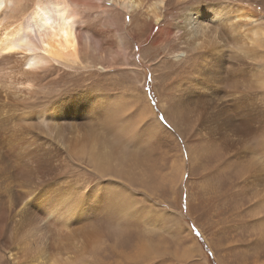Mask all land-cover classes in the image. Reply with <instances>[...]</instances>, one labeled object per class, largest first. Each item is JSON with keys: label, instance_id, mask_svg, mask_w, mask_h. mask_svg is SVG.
Returning a JSON list of instances; mask_svg holds the SVG:
<instances>
[{"label": "rangeland", "instance_id": "374dc122", "mask_svg": "<svg viewBox=\"0 0 264 264\" xmlns=\"http://www.w3.org/2000/svg\"><path fill=\"white\" fill-rule=\"evenodd\" d=\"M167 1L166 7L157 6L156 11L162 18L157 23L152 15L155 0H141L134 12L125 9L118 0H78L89 32L105 40L106 44L101 41L99 44L103 57L86 52L90 63H86V57L81 54L84 63L59 70L43 69L36 75L35 86L17 93V103L0 101L3 108L0 114V220L14 224L11 239L6 228V236L0 237V264H41L40 261L52 264L56 260L54 264H264V153L260 152L259 142L251 148L247 140L251 136L245 135L243 139L248 147L244 154L261 167L248 185L238 161L227 160L221 146L211 148L202 139V132L209 136L215 132L205 128L208 123L195 125L192 103L183 104L188 94L180 91L187 89L190 79L199 76L189 69L197 50L186 39L179 23L182 14L201 0ZM23 2L29 3L28 0ZM202 2L228 6L227 9L239 7L248 13L246 19L237 22L234 37H225L222 41L221 52L224 59L238 51L249 67L244 76L250 79L252 87L243 89L242 96L246 105L249 99L257 105L254 121L258 138L250 140L258 141L259 135H264V38L261 35L263 40L260 38L258 42L255 29L258 28V33L264 32V0ZM136 13H139V25L144 34L142 42L138 38L141 36L126 31ZM210 18H203L208 21L204 22V29L214 30L229 24L225 17L222 24L217 21L220 17ZM153 26L157 27L153 29ZM163 27H172L174 31L164 34ZM208 41L209 47L215 46L211 37ZM120 42L127 47L128 59L114 52ZM196 42L200 43L197 39ZM23 67L29 69L26 64ZM4 81L1 80L0 85ZM220 91L219 96L213 94L207 99L216 104L218 100L220 103L233 97L228 85ZM97 92L113 96L112 106L106 107L109 114L99 108L91 109L95 105L89 104L96 101ZM169 106L171 108H167ZM42 111L55 114L50 126L29 117H38ZM13 113L17 117L28 114L22 120L24 126L32 128L25 133L26 140H19L21 137L15 129L7 125ZM142 114H146V119L141 121ZM159 116L165 118L164 122ZM153 117L164 127L163 132L150 129ZM103 119H110L112 126L126 131L121 134L124 149L138 163L129 178L109 167L99 170L85 153L68 150L57 132L59 127L65 134L76 128H97L107 136L106 140H112V130L105 128ZM249 127L250 124L246 129ZM164 131L172 133L176 140L164 138ZM109 143L106 142V146ZM85 145L93 147L94 143ZM190 147L195 151L192 155H189ZM29 167L31 172L25 175ZM109 186L129 193L128 202L122 209L121 200L118 203L121 208L112 217L105 218L106 222H94L97 229L101 224L103 231L95 232L91 228L94 235L89 233L91 237L86 232V236V227L94 225L91 221L100 216V209L94 205L98 198L86 195L81 201L77 194L83 188H88L85 192L101 194ZM66 213L71 216L70 220L66 227H61ZM61 228L78 232L76 239L69 240L77 244L78 249L75 252L71 249L60 258L55 254L58 234L64 237L65 230ZM20 238L23 240H18ZM44 245L47 248L41 253L46 254H38L40 259H37L36 251ZM49 253L54 254V258L49 259Z\"/></svg>", "mask_w": 264, "mask_h": 264}, {"label": "bare ground", "instance_id": "6f19581e", "mask_svg": "<svg viewBox=\"0 0 264 264\" xmlns=\"http://www.w3.org/2000/svg\"><path fill=\"white\" fill-rule=\"evenodd\" d=\"M23 1L25 0H0V81L5 80L0 85V101L2 102L9 103L11 101V103H17L19 101L17 93L30 89V87L35 84L36 75H39L41 70L43 69L52 68L54 70H59L61 67H73L74 64L84 63L85 59L87 61L86 63H90L88 60L89 57L87 56L86 52L93 53L96 55V57H99L97 53L100 56H102L101 53L102 47L99 44L100 41L102 43H105V40L103 38L99 39V37L96 35L95 32H93L95 34L89 32L90 30L88 29V27H86L84 20L81 17V12L79 9L81 6L79 7L78 0H28L29 3H24ZM118 1L119 3L122 4V6L125 9L128 10L130 9L133 12L136 9H138L139 6L141 5L140 4L141 0H118ZM202 1L203 0H201V3L189 9L186 13L184 12L181 16V20L179 21V23H181V28H183L184 30L183 32L184 36L187 37L186 39L189 40V43H191V45L197 50L196 51L197 56L192 59L193 63L189 69L192 70L191 72H193V74L199 76L198 79L195 80H192L189 77L190 80L188 81L187 89L185 88V91H180V93L187 92L188 94V96L186 95V98L183 100L184 102L183 104L184 106H186V102L187 104L192 103L191 111L194 112L193 119L195 125L202 126L203 124L205 125L206 123H208L207 127L205 128L210 129L211 133L215 132V135L213 133L211 136L207 135V133L202 132V139L205 140L211 148H216L218 146H221V148H223L224 151L222 155H224L223 156L224 158L227 157V160H229L230 158H235L238 161L237 163L238 168L242 169L241 175L246 176L245 180L247 184L251 185V183H249V179L254 178L255 174L259 171V168L261 167L256 166V162H257L256 160L254 161L253 158L248 157L244 154V149L246 150L247 145H245L246 144L245 139L243 138L245 137V135H250L251 137L247 139L250 142V147L252 148V146H254L255 143L259 142L260 152L262 151L264 153V135L260 134L259 135L260 140L258 141L252 139L250 140V138H255V139L258 138L257 137L258 126L257 124H255L254 121V119L256 118L254 115V111L257 105L255 106V103H253L254 100L252 101L250 99L248 100L249 101V103H247L248 105H246L245 104L246 99L244 98V96H242L243 89H248L252 85V82L249 83L250 79L244 76V73L248 72L249 67L247 66L246 62L242 59V57H240L238 51L229 54V56L227 55L228 57L226 56L224 59H222L223 53L221 52L222 41L225 39V37L228 38L234 37L235 31H238L237 22L240 19H246L248 17V13L243 8L241 10L239 9V7H235L233 9L230 8L227 9L228 6L222 7L219 4L213 5V4H209L208 2H202ZM167 2H168L167 0H155L154 8L152 7V12H153L152 15L155 17L156 19L155 21L157 23L162 21L161 14L158 11H156L157 6L159 4L160 5L163 4L164 7H166ZM101 13L103 12L101 11ZM207 16L211 17L210 19H213L212 17H214V19L220 17L219 19H217V21H219L218 24H222L223 22L221 21L225 17V20H228L229 24L224 25L223 28L218 27V29H214V30L204 29L206 28V24H204V22L208 23V21H204L203 18ZM139 23H140L139 13L138 14L136 13L135 15H133V19L130 25L127 26L126 31L128 34H135L137 36H141L138 38L142 42L143 39L142 37L144 34L141 31L142 27L139 25ZM156 27L157 26H153V29ZM231 27L234 28L232 29ZM162 31H165L164 34L169 35L174 31V29L172 27H165ZM255 33L257 35L258 42L260 41V38L262 39L261 35H263L264 38V32L258 33V28L255 29ZM208 37H211L213 39L215 46L209 47L210 45H209ZM196 39L200 43L196 42ZM114 50H115L114 51L115 54L121 55L125 59H128L127 58L128 50L127 47L123 44V42H120L119 45L114 48ZM81 54H83L86 57L84 60L81 59L80 57ZM200 58L202 59L200 60ZM24 64L28 65L29 69L24 68L23 67ZM223 69L225 72H223ZM227 85L229 87L230 94L233 95V97L230 100L223 101L220 103H218L219 101L218 100L216 104H214L212 101L207 99L209 97H212L213 94L219 96V93H221L220 90L227 88ZM107 94L108 93L106 92L105 93L97 92L96 95L97 97H95L97 98L95 99L96 101L93 100L94 102H91L89 104L92 106L95 105L91 109L95 110V108H99L101 112L109 114L106 107L109 105L112 106L113 96L111 94L110 96ZM1 107H0V114L3 113V108ZM167 108H171V107L169 106ZM213 112L214 114H212ZM142 113L144 112L142 111ZM24 114L25 115L20 114L17 117L16 114L13 113L10 116V118L8 117V120H10L11 123L7 125H10L9 127L15 129L17 135L21 137V138L18 137L19 140L20 139L26 140L25 133H29V128L32 129L30 126L28 128L22 124V120L25 117H28L27 113ZM40 114L41 115L38 117L35 116L33 117L30 115L29 117L35 118L36 120L38 119L41 122H45L48 126H50L53 123L55 114L47 113V112L44 113V111L40 112ZM146 114H142L139 117L141 121L143 119H146ZM170 114L172 115V113ZM102 121L104 122V124L105 123L107 124V125L105 124L106 129L108 126V128L112 130L111 131V136H113L112 140H106L107 136L100 133L97 130V128L96 129L92 128L88 130L85 129L86 127L81 128L79 130L76 128V131L74 132L69 131L67 134H65L63 129L59 127L57 132L60 134L61 140H64V142L66 143L63 145H66L68 150H71L72 152H76V153H82V154L85 153L87 156L91 158V161L99 170L103 169L104 167H109L113 169L118 175H121L123 177L129 178L133 176V168L135 164L138 163L134 158L128 156L127 152L124 149V141L122 140L123 137H121V134L124 135L126 131L118 130L117 126H112L113 122L111 123L110 119H103ZM262 121L264 123V120ZM145 124L147 126V123ZM248 124H250V127L247 130L246 126ZM149 127L150 129L153 128L160 129L161 132H163L162 130H164L163 129L164 127L160 124V122L157 120L156 117H153L150 120ZM216 134H219L220 137L217 138ZM164 135H165L164 138H166L167 140H176L175 139L176 137L173 138L172 133L168 131H164ZM11 139H13V137ZM16 139L17 138H15V140ZM95 140H97V142ZM108 141H110V143L108 146H106V142ZM93 143H94L93 147H89L85 145V144H93ZM100 146H102V149ZM104 152L105 155H103ZM194 153H195L194 149L190 147L189 155H192ZM229 154H233V155L229 156ZM49 158L50 155L48 159ZM29 171L31 172L30 167L25 171L26 173L25 175H29L30 173ZM143 173L145 174V172ZM262 182L264 183V180ZM263 183H260L261 185L260 184L259 185L263 186L262 185ZM87 189L88 188L86 189L83 188V191H81V193H78L77 197L81 201L83 198H85L86 195L87 197L96 196L98 198L97 202L94 205L96 206V209H100L99 210L100 216H98L97 218L95 217V220L92 218L93 220L91 221V224H94V222L97 223L101 221L106 222L105 218L112 217L121 208V204H118L121 200L123 202L122 209L125 208V205L128 202L127 199L129 193H124L123 190L115 188L114 186H109L105 188V190H103V193L101 194H99L100 192L98 193L97 191L94 194L93 192L91 193L85 192L87 191ZM129 192H131V190ZM50 213L51 211L49 212V214ZM70 217L71 216H68L66 213L65 216L62 217L64 218V220L62 221L60 226L66 227L68 220H70ZM13 227H14L13 223L7 224L6 220L5 223L2 220H0V237L2 234L3 235L6 234V232H4L5 231L4 229L6 228V231H8L9 233L8 237L11 239ZM102 227L103 226L101 224H98V229H97V225L94 224L90 228L86 227L85 229L84 227L85 230L84 229L83 230L85 231L84 233L87 232L89 234L93 232L94 235V231L95 232L103 231L104 228L103 230L100 229ZM91 228L95 230L94 231L91 230L90 232ZM61 229L65 230L63 231L64 237L62 234L61 235H59L60 233L58 234L60 239L56 247L58 248V251L55 254L60 258L61 255L70 252L71 249H73L74 252L75 250L78 249L76 247L77 244L75 245V243L69 241L76 239L78 232L75 234L73 231H69L68 229H64V228ZM78 230L81 231V229ZM84 233L82 232L83 238H84ZM79 235H81V232H79ZM90 236L92 237V235ZM63 238L64 239L66 238L67 240L63 242L62 241ZM86 239L88 240L89 238ZM14 240H17V236L14 237ZM18 240L22 241L23 239L20 238ZM83 241H81V244L84 243ZM93 241L95 240H92V242ZM44 248H47V246L44 245L36 251L37 259L40 256H44V254H46V252L41 253ZM38 254L40 255L39 257ZM49 255L51 256V258L49 259L54 258V254L52 255L49 253ZM40 262L41 264H44L43 261ZM46 262L48 263L47 260ZM56 262L58 261L56 260ZM56 262H53L52 264Z\"/></svg>", "mask_w": 264, "mask_h": 264}, {"label": "snow or ice", "instance_id": "6c2138e0", "mask_svg": "<svg viewBox=\"0 0 264 264\" xmlns=\"http://www.w3.org/2000/svg\"><path fill=\"white\" fill-rule=\"evenodd\" d=\"M158 119L161 121V122H164L165 118L163 116H159Z\"/></svg>", "mask_w": 264, "mask_h": 264}]
</instances>
